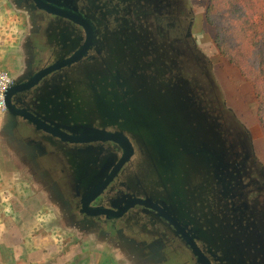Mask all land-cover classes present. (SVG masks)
<instances>
[{
	"label": "flooded vegetation",
	"instance_id": "af4514ba",
	"mask_svg": "<svg viewBox=\"0 0 264 264\" xmlns=\"http://www.w3.org/2000/svg\"><path fill=\"white\" fill-rule=\"evenodd\" d=\"M11 1L32 27L7 129L71 221L135 264H264V168L190 0Z\"/></svg>",
	"mask_w": 264,
	"mask_h": 264
},
{
	"label": "rangeland",
	"instance_id": "374dc122",
	"mask_svg": "<svg viewBox=\"0 0 264 264\" xmlns=\"http://www.w3.org/2000/svg\"><path fill=\"white\" fill-rule=\"evenodd\" d=\"M211 1L190 0L194 17L193 39L212 67L214 79L221 88L223 105L250 134L255 157L264 168V76L255 72L257 67H250L252 72L248 77L256 85L257 100L252 84L220 54L216 44L219 23L228 29L233 19L241 18V13L236 15L234 9L220 8L221 14L215 15L219 4L225 0H213L212 5L217 9L210 13L216 22L212 25L206 20ZM31 27L25 11L17 9L11 0H0V70L15 79L24 71L25 42ZM236 27L233 22V28ZM51 187L35 162L11 140L7 120L0 116V238L9 239L8 242L24 241L22 247L6 244L9 248L0 251L8 256L12 251L23 252L43 264L136 263L126 258L119 243L106 242L72 222ZM27 241L36 243L26 248ZM52 256L56 259L48 260Z\"/></svg>",
	"mask_w": 264,
	"mask_h": 264
},
{
	"label": "trees",
	"instance_id": "16d2710c",
	"mask_svg": "<svg viewBox=\"0 0 264 264\" xmlns=\"http://www.w3.org/2000/svg\"><path fill=\"white\" fill-rule=\"evenodd\" d=\"M225 1L219 4V10L215 15L221 14L220 8H227L229 10L234 9L236 15L240 11L241 18L238 16L233 19L234 21L230 22L228 29L219 23L221 27L217 30V48L230 64L241 71L243 78L252 84L258 100L256 85L249 79L248 74L252 72L250 67H257L255 72H258L262 77L264 76V0ZM212 3L213 0L207 10L206 20L210 24L216 25L215 20L211 19L210 13L217 9V6L215 7ZM233 22L235 27L237 26L236 28H233ZM234 31H237L236 34Z\"/></svg>",
	"mask_w": 264,
	"mask_h": 264
},
{
	"label": "water",
	"instance_id": "95a60500",
	"mask_svg": "<svg viewBox=\"0 0 264 264\" xmlns=\"http://www.w3.org/2000/svg\"><path fill=\"white\" fill-rule=\"evenodd\" d=\"M19 85H20V82H18L17 79H15L14 85L9 89V91L7 93V98H6L7 113L4 116L6 118V120L10 119V120H12V121L14 120V122H16V120L18 118V115L15 112V106L13 104V98H14L16 93L23 90L22 88L21 89L19 88ZM10 137H11V134H10ZM105 140H107V139L101 138V137H95V138H87V139H76V140H72L71 142L85 143V142L105 141ZM109 140H111V139H109ZM108 184H109L108 181L105 183H101L96 187L95 190L90 192V196L89 195L84 196V198H83V208H84L83 212H87V207L91 204V202L95 201L100 196V194L107 188ZM51 189L53 191V194L57 197V199L60 202H62L63 199L59 195V193H57L55 187L53 186V187H51Z\"/></svg>",
	"mask_w": 264,
	"mask_h": 264
},
{
	"label": "crops",
	"instance_id": "0c3cea01",
	"mask_svg": "<svg viewBox=\"0 0 264 264\" xmlns=\"http://www.w3.org/2000/svg\"><path fill=\"white\" fill-rule=\"evenodd\" d=\"M237 68V67H236ZM240 71V70H239ZM243 77V76H242ZM246 81V80H245ZM220 87V86H219ZM221 90V88H220ZM223 92V91H222ZM2 116V115H0ZM4 117V116H2ZM30 159V158H29ZM31 160V159H30ZM44 177V176H43ZM9 240V239H8ZM6 239H2L0 238V249H3V248H9L6 244H11V246H13V243H14V246L13 247H22L23 246V242L24 241H20V242H17V241H9ZM33 244V243H36V241H27V243L25 244L26 248H28V245L29 244ZM40 247H45L44 245H40ZM54 246H52L53 248ZM48 248V247H47ZM50 248V247H49ZM12 251V250H11ZM126 256V255H125ZM56 257L52 256L51 258H49L48 260H55ZM35 259H31V257L29 255H23V252H18V251H12V255L11 256H8L6 254H4V252L2 253V251H0V264H43V263H39V261H34ZM49 262V261H47ZM99 264H106V261L103 263H99Z\"/></svg>",
	"mask_w": 264,
	"mask_h": 264
},
{
	"label": "built area",
	"instance_id": "2783aa9c",
	"mask_svg": "<svg viewBox=\"0 0 264 264\" xmlns=\"http://www.w3.org/2000/svg\"><path fill=\"white\" fill-rule=\"evenodd\" d=\"M15 78L8 72L0 70V115L7 113L6 98L9 89L14 85Z\"/></svg>",
	"mask_w": 264,
	"mask_h": 264
}]
</instances>
